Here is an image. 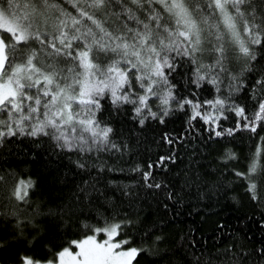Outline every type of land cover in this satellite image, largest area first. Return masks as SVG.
Instances as JSON below:
<instances>
[{
	"label": "snow or ice",
	"instance_id": "6c2138e0",
	"mask_svg": "<svg viewBox=\"0 0 264 264\" xmlns=\"http://www.w3.org/2000/svg\"><path fill=\"white\" fill-rule=\"evenodd\" d=\"M181 114L189 136L220 146L215 183L198 161L169 169L186 137L167 132V154L123 166L125 132ZM40 148L80 178L55 208L7 161ZM126 171L139 180L120 181ZM233 184L264 216V0H0V264H140L144 238L167 243L141 230L133 245L146 196L168 208ZM197 244L185 264H264V246Z\"/></svg>",
	"mask_w": 264,
	"mask_h": 264
},
{
	"label": "trees",
	"instance_id": "16d2710c",
	"mask_svg": "<svg viewBox=\"0 0 264 264\" xmlns=\"http://www.w3.org/2000/svg\"><path fill=\"white\" fill-rule=\"evenodd\" d=\"M121 119L124 121L123 127L128 128L130 125L127 118ZM185 126L181 114L165 125L154 124L146 134L130 136L125 132L132 153L127 157L128 163L123 166L128 169L138 163L145 168L147 163L155 162L159 156L167 154L169 147L160 139L167 132L172 136L186 137L183 145L176 146L180 159L175 165L169 164V169L182 172L190 162L198 161L196 166L209 173L208 181L215 183L216 174L221 167L218 163L220 146L215 140L205 142L208 134L202 129L198 135L189 136L184 131ZM237 145L236 151H239L243 145L239 142ZM7 161L17 173L31 175L38 182L43 193V202L53 208L56 204L52 201L67 198L73 190V182L79 183L80 178L72 162L44 148L36 149L33 154L8 157ZM154 174L159 180L170 178L159 168L154 169ZM139 178V172L126 171L118 176L123 183H134ZM221 179L227 183L234 178L225 172ZM233 189H236L234 184L227 191L220 187L216 191H208L205 187L202 195L193 190L180 204L173 206L171 201H167L168 208L163 207L166 202L163 195L146 196L139 206L141 223L132 230L133 245H137L138 238L142 235L141 230L155 231L167 243L163 248L157 245V250H154L152 242L144 238L143 247L148 254L143 259L137 258L140 264H185V254L196 252L200 246L197 244L196 248H189L192 241H199L206 249L213 245L230 244L252 251L264 246V227L261 226L264 224V216H261V210L254 208L244 198L242 190ZM218 224H224L225 229L215 231ZM188 259H192V256L188 255Z\"/></svg>",
	"mask_w": 264,
	"mask_h": 264
}]
</instances>
